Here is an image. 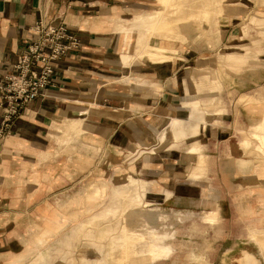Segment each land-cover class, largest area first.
Segmentation results:
<instances>
[{"label":"crops","instance_id":"0c3cea01","mask_svg":"<svg viewBox=\"0 0 264 264\" xmlns=\"http://www.w3.org/2000/svg\"><path fill=\"white\" fill-rule=\"evenodd\" d=\"M147 1L0 0V80L24 53L35 22H64L78 40V47L58 60L44 96L27 103L0 139V264H20L39 252L36 238L43 245L77 218L70 217L72 209L99 199L103 182L92 185L85 199L97 159L133 150L141 134L150 145L161 134L154 152L143 151L134 161L148 180L146 189L149 183L146 207L168 203L205 214L207 238L221 239L224 255L235 249L236 264L244 256V264H264V156H258L264 154V99L248 98L259 105L238 103L237 112L230 101L235 118L228 123L223 114L212 126L215 109L223 111L227 103L219 107L214 95L197 96L200 73L197 79L183 75L184 66L189 69L184 61H193V54L185 60L124 63L126 36L115 19L128 18L129 9L145 11ZM198 71L205 73L200 83L207 87L209 71ZM4 114L0 106V125ZM198 165L201 175L188 178ZM119 189L111 188L115 201ZM105 218L94 213L82 220V229L89 228L87 221ZM109 225L93 229L102 236ZM113 243L109 253L116 251ZM49 249L54 252L53 245Z\"/></svg>","mask_w":264,"mask_h":264},{"label":"rangeland","instance_id":"374dc122","mask_svg":"<svg viewBox=\"0 0 264 264\" xmlns=\"http://www.w3.org/2000/svg\"><path fill=\"white\" fill-rule=\"evenodd\" d=\"M193 1V8H183L184 16H181L172 27L171 34L163 38L155 37L152 46L146 45L149 32H140L136 28L121 30L126 36L122 61L126 63L130 59L137 62L143 60L165 62L174 60L176 57L185 60L186 55L193 54V61H184L185 65H189V69L184 66L183 75H186L188 79L191 77L197 79L200 73V81H202L201 74L205 73L198 71L200 69L204 72L209 71L210 76L207 87H203L205 82L199 81L197 88L200 90L197 96L207 100L214 95L217 100L216 105L219 107L227 103V109L224 108L223 111L215 109L217 114L208 124L212 126L219 124L223 114H228L226 118L229 123L236 116L232 114V110L228 109L230 101L232 109L234 104L237 107V112L238 103L245 102L247 106L259 105L249 104L248 98L264 99V0ZM147 2L145 10L161 11L162 5L158 0ZM195 5H199L201 10H197ZM181 24L189 25L190 32L184 30ZM143 45L147 54H141ZM158 55L161 57L158 58ZM215 77L219 81L218 84L213 85L211 81ZM149 131L147 129L145 133ZM160 135L156 137L158 141ZM141 136L142 134L135 142L139 144H136L133 150L123 148L120 154L117 151L105 152L97 159L98 167L86 180L85 199L92 185L103 182L101 197L96 200L92 198L94 201L88 200L84 206L81 204L79 206L81 210L78 206L72 209L70 217L77 218L63 224L64 226L62 225L58 232L46 238L43 245L36 238L39 252L29 254L20 264H107L108 247L113 239L123 234L130 237L133 234L136 235L135 232L146 235L153 232L157 238L155 243H159L160 247L165 245V248L170 250L173 247L172 253L170 250L166 252L160 249L161 254L153 259V262H147L149 264H236V261H233L237 254L235 249L224 255L223 241L219 239L214 242L212 238L210 240L207 238L206 221L203 220L205 214H191L186 206L175 208L168 203L151 202L146 207L149 183L144 193L140 189V183L146 187L145 181L148 182V180L137 172L134 161L143 154V151L154 152L152 147L158 141L151 145L150 142L143 143ZM169 141L160 142L164 145ZM244 147L247 146L244 145ZM258 156H264V154ZM196 168L199 171L189 173L188 178H197L201 175L199 165ZM129 173L134 174L135 177L128 178ZM113 185L122 188L119 189L116 201L111 197ZM167 193L169 192H166V196H170V193L169 195ZM102 212L105 219L96 223L87 221L89 228L82 229L83 219L94 213L102 214ZM108 223L111 225L110 232L100 236L98 230ZM96 224L100 226L98 230L93 229ZM125 224H127V230L120 229ZM65 234L67 236L62 238ZM52 245L54 252L52 249L47 251ZM135 248L141 253L150 252L144 242L137 243Z\"/></svg>","mask_w":264,"mask_h":264},{"label":"built area","instance_id":"2783aa9c","mask_svg":"<svg viewBox=\"0 0 264 264\" xmlns=\"http://www.w3.org/2000/svg\"><path fill=\"white\" fill-rule=\"evenodd\" d=\"M30 31L24 53L12 72L0 80V106L5 110L0 139L8 132V123L20 115L27 103L44 96L54 81L58 60L78 47L76 34L64 22L52 25L39 20Z\"/></svg>","mask_w":264,"mask_h":264},{"label":"bare ground","instance_id":"6f19581e","mask_svg":"<svg viewBox=\"0 0 264 264\" xmlns=\"http://www.w3.org/2000/svg\"><path fill=\"white\" fill-rule=\"evenodd\" d=\"M162 5L161 11L150 12L149 10H145V12L139 13L136 10L129 9V17L122 19H115V23L117 24V28L119 30L124 29H134L136 28L140 32L147 31L149 32L148 38L146 40V45L152 46L153 39L155 37L163 38L171 34V29L178 21L181 16H184L183 8H193L194 1L193 0H158ZM197 10H201L199 5H195ZM181 27L189 33L191 27L187 24H181ZM145 45V46H146ZM141 54H147V51L143 50ZM153 55V54H152ZM161 55H158L160 58ZM199 170L196 168L194 172H198ZM140 189L145 193L146 187L140 183ZM122 230H127V224L121 227ZM111 230V225H109L107 231L108 233ZM104 234V232H103ZM136 235L126 236L121 235L117 239H113L114 247L116 251L113 253H109L108 255V263L111 264H144L146 262H150L155 259L157 256L161 254L160 249L169 252L170 249H166L165 245L159 246V243H155L157 238L153 232L149 233V235L135 232ZM163 240V239H162ZM161 240V242H162ZM144 242L148 247L150 252L144 256L139 255L136 251L135 245L137 243L141 244ZM131 245H133V251L131 250ZM246 256H244L240 260V264H244L246 260ZM107 263V264H108Z\"/></svg>","mask_w":264,"mask_h":264}]
</instances>
